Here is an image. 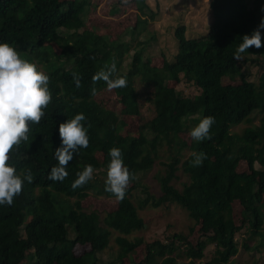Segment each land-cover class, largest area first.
Wrapping results in <instances>:
<instances>
[{
	"label": "trees",
	"instance_id": "16d2710c",
	"mask_svg": "<svg viewBox=\"0 0 264 264\" xmlns=\"http://www.w3.org/2000/svg\"><path fill=\"white\" fill-rule=\"evenodd\" d=\"M92 1L0 0V43H8L22 59L49 76L52 96L40 123L29 122V139L11 154L9 164L18 174L30 170L33 179L23 181L11 206L0 205V264H123L141 245L145 256L139 264H195L208 247H213L214 255L206 264H232L239 233L249 229L252 237L264 238L260 232L264 223V72L257 83L241 72L246 62L254 64L248 57L264 60V46L250 47L241 59L233 58L241 37L251 35L264 17V0H210L208 32L187 39L185 28H177V53L171 62L164 59L159 68L143 60L142 43L132 49L133 44L122 38L112 40L86 26L83 17ZM133 1L141 15L154 19L145 0ZM145 23L138 18L132 31ZM260 31L264 45V29ZM112 63L116 72L110 78L127 80L126 87L113 89L120 115L140 116L143 102L153 109L154 115L140 126L137 136L122 135L124 118L95 100L107 84L102 79L94 82L93 77ZM73 73L81 77L79 88ZM238 74L240 83L223 85L224 77ZM182 82L192 84L199 93L182 96L172 85ZM80 113L86 117L81 123L87 128L89 145L73 154L63 181L49 180L51 168L58 166L53 151L61 146L59 124ZM206 116L215 118L211 139L186 141L187 123L191 122V130ZM240 125L246 127L234 132ZM113 147L121 150L124 165L135 177L119 201L105 191ZM188 151L189 156L183 158ZM193 152L206 154L201 166H192ZM160 153L168 155V162H159L163 171L155 175L156 196L140 179L154 168ZM240 163L247 166V172L237 171ZM86 165L94 168L93 178L73 189L77 173ZM179 169L188 181L176 189L173 182ZM90 193L116 200V209L103 217L84 211L80 203ZM138 193L144 196L134 205ZM168 204L182 208L199 226L200 237L194 245L177 235L165 243L127 238L144 228L138 210ZM234 204L241 209L239 224L232 218ZM111 231L118 234L114 239L117 250L103 260ZM85 245L89 251L78 255L75 249ZM180 257L189 259L188 263Z\"/></svg>",
	"mask_w": 264,
	"mask_h": 264
},
{
	"label": "rangeland",
	"instance_id": "374dc122",
	"mask_svg": "<svg viewBox=\"0 0 264 264\" xmlns=\"http://www.w3.org/2000/svg\"><path fill=\"white\" fill-rule=\"evenodd\" d=\"M149 6L150 13L154 14V19L151 20L147 16H143L138 12L133 0H128V3H118V0H93L91 6L86 11L83 20L86 26L94 28L100 35H107L110 39H121L129 42L131 48L134 49L136 44L142 43L144 47L143 60L149 59L151 65L161 67L164 59L168 62L173 61L177 53L178 43L175 38V31L179 27L185 28V37L187 39L199 38L208 32L209 24L211 22L209 2L210 0H145ZM110 12H115L116 15L112 16ZM139 19L146 20L147 23L135 28ZM136 38V39H135ZM135 39V41H134ZM135 44V45H134ZM139 47V48H141ZM54 51H58L56 45L52 46ZM132 55V51H130ZM254 61L246 62L242 66L243 76L253 83H257L259 76L264 72V60L262 58L248 57ZM145 61V60H144ZM129 60L125 61V65ZM242 76L240 74L235 76H226L222 79L223 85L240 83ZM176 91L185 97H193L199 93V90L192 84L184 82L173 84ZM143 96V94H142ZM95 100L102 103L107 109L116 112L124 123L121 127L122 135L137 136L140 126L144 125L154 115L152 107L143 102L141 105L140 116H126L122 117L121 106L117 101L116 95L113 90H108V87L101 89L96 95ZM257 120L253 125H256ZM188 130L184 133L183 137L186 141L192 140L190 137L191 122L187 123ZM186 126V127H187ZM246 125H240L233 129L234 132L240 133ZM189 151L185 152L183 158L189 156ZM99 159H101L99 157ZM159 162H168V155L160 153V158L154 168L147 174L141 175L140 183L144 184L151 195L159 194V186L155 180V175L158 170L163 171ZM238 172H247V166L240 163L237 166ZM177 178L174 180L173 185L176 189H181L182 184L188 181V176L179 169L176 173ZM144 195L138 193L134 194V205L143 198ZM81 208L86 212H98L101 217L107 213H111L116 209V200L108 199L103 196H95L90 193L81 201ZM240 207L237 204L233 205L232 218L236 224L240 220ZM138 215L144 222V228L127 237L129 240L133 238H142L144 242L158 240L163 243L167 242L168 237L172 238L173 235L180 236L190 244H195L199 236V226L188 217L187 213L177 205L168 204L164 207L153 209L146 207L138 210ZM71 231V230H70ZM253 230L244 229L243 234L240 233L236 236L238 243V251L236 256L231 258L232 264H264V238L252 237ZM264 233V223L261 231ZM69 238H72L71 235ZM118 234L111 231L109 238L108 248L101 254L103 260H109L113 257V252L117 250L114 242ZM178 242L176 241V244ZM258 244V245H257ZM181 249L184 248L183 243L178 244ZM245 245L248 249L245 248ZM257 247V250H254ZM89 246L85 245L77 247V254L81 255L83 252L89 251ZM213 247H208L204 252V257L197 260L195 264H206L214 255ZM177 253V252H176ZM175 253V254H176ZM178 254V253H177ZM181 254V253H180ZM145 256L144 245L136 248L134 253L129 257L123 259V264H139ZM181 262L188 263L189 259L180 257ZM27 264V263H22Z\"/></svg>",
	"mask_w": 264,
	"mask_h": 264
},
{
	"label": "clouds",
	"instance_id": "9594fccd",
	"mask_svg": "<svg viewBox=\"0 0 264 264\" xmlns=\"http://www.w3.org/2000/svg\"><path fill=\"white\" fill-rule=\"evenodd\" d=\"M128 3V0H121ZM264 11V8H262ZM260 29H264V17L261 18L256 30L251 35H243L233 58L241 59V54L250 47L256 49L262 46ZM116 72V65L112 63L106 70H101L93 77V81L104 80L108 90L123 88L127 86L124 77L112 79ZM73 80L76 87L81 86V77L73 73ZM49 76L38 70L34 63L22 59L20 53L8 43H0V205L13 204L14 197L22 191L23 181L32 182L30 170L18 174L14 166L9 164L14 149H19L22 141L29 139V122L39 124L45 115L44 109L52 100L49 91ZM96 94V89H92ZM86 117L83 113L76 114L74 118L59 124L58 132L61 139V146L55 148L53 157L58 161V166L51 168L48 179L52 181H63L67 176L66 171L73 154H78L79 149L87 148L89 138L87 128L82 121ZM215 118L206 116L190 130V137L196 141L211 139L209 132ZM110 161L106 169L105 191L113 194L116 200H122L130 180L135 177L130 174L124 165L122 152L119 148L113 147L109 150ZM192 166H201L206 154L203 152L191 153ZM94 168L86 165L82 172L77 173V179L73 182L72 188L83 186L93 178ZM23 177V178H22Z\"/></svg>",
	"mask_w": 264,
	"mask_h": 264
}]
</instances>
